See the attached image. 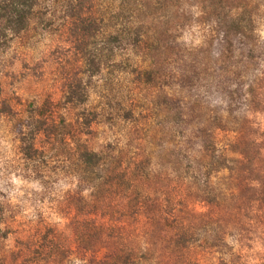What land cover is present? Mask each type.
<instances>
[{
    "label": "rangeland",
    "instance_id": "374dc122",
    "mask_svg": "<svg viewBox=\"0 0 264 264\" xmlns=\"http://www.w3.org/2000/svg\"><path fill=\"white\" fill-rule=\"evenodd\" d=\"M90 1L103 22L102 36L111 32V16H125L136 4L132 22L141 26L145 44L118 50L92 78L81 75V56L59 16L47 19L48 25L34 22L0 49V229L8 231L0 239V264H86L89 254L76 252L73 234L81 217L73 199L79 194L90 200L88 190L76 188L69 140L61 145L41 139L43 179L23 172L2 104L19 118L40 109L56 127L88 115L94 121L81 140L89 150L111 152L127 172L144 162L145 172L131 189L141 198L136 215L120 197L88 217L113 227L118 242L134 252L151 247V264H180L163 247L170 212L196 230L207 225L182 264H264V0ZM70 80L86 89L87 101L77 109L61 101ZM175 106L184 135L171 142ZM205 134L227 161L209 178L217 205L188 194L194 181L176 180L170 163L177 144L195 171ZM180 160L183 167L186 159ZM218 237L223 243L214 247ZM50 240L48 262L32 261L31 250L42 243L41 254H47ZM112 248L101 242L96 257Z\"/></svg>",
    "mask_w": 264,
    "mask_h": 264
},
{
    "label": "trees",
    "instance_id": "16d2710c",
    "mask_svg": "<svg viewBox=\"0 0 264 264\" xmlns=\"http://www.w3.org/2000/svg\"><path fill=\"white\" fill-rule=\"evenodd\" d=\"M137 6L134 4L130 13L125 16H111L109 18L111 32L101 35L103 22L94 15L93 5L90 0H0V49L25 34L34 22L41 25L49 24L47 19H54L56 16L67 27L68 37L71 44L80 54V60L84 72L88 78L97 76L104 63H112L118 50L137 49L145 44L141 26L134 25L132 17ZM122 17V19H120ZM120 19V20H119ZM120 23V24H119ZM235 29L239 25L233 26ZM85 88L82 87L80 80H70L65 86L62 103L65 107L77 109L82 107L87 101ZM1 114L11 119L12 130L18 143V153L22 162V170L29 176L43 179V172L40 170L41 163L44 161L45 150L41 146V139L48 142L58 141L61 145L69 140L73 144V159L70 162L71 172L76 178V188L88 190L90 200L87 201L79 194L75 196V210L81 217L74 229V242L76 252L82 257L89 254L86 264H151V247L134 252L127 244L118 242V234L114 228L98 224L90 220L88 216L95 214L101 206H110L112 201L120 197L126 199V204L132 207L130 215H136L139 211L140 195L133 190L141 175L145 172L144 162H137L132 166V170H120L121 166L118 158L109 151L94 152L87 148L82 142L81 137L90 134V127L94 121L88 115L82 114L72 122L61 120L60 127L53 123L47 124L43 113L36 109L29 113L25 118H19L13 113L11 108L2 104ZM170 141L176 138L183 139L182 130L183 118L180 108L175 106L170 114ZM57 128V129H55ZM206 135V141L201 144L202 160L195 169L193 162L183 154L182 149L174 144L170 151L173 157L172 165L176 174V180L187 182L194 181L192 188L188 189V194H193L208 205H217L218 197L212 191L209 178L213 173L225 168L226 159L216 153L210 135ZM186 159L182 167L180 158ZM186 179V180H184ZM5 215V210L0 203V223ZM204 215H202L203 217ZM164 222L166 220H163ZM170 236L164 242V249L170 256L175 257V262L182 264L186 254L195 245H200L196 237L201 232H206L207 225L201 226L196 230L190 225L177 223L173 213L170 212ZM106 232L105 238L103 233ZM8 231L0 229V239H6ZM47 236H42V242L46 241ZM213 245L223 243L221 237ZM108 241L113 246L111 252L102 258L96 257L98 245L103 241ZM205 242L202 245H208ZM42 245V243H41ZM41 245L35 250H31L32 261L42 259L48 262L54 253V244L50 240L46 242L47 254H41ZM210 245V244H209ZM45 255V256H44Z\"/></svg>",
    "mask_w": 264,
    "mask_h": 264
}]
</instances>
